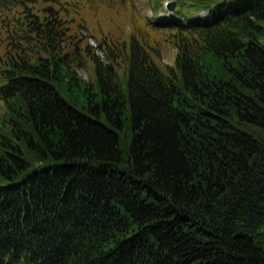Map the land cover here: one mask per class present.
Here are the masks:
<instances>
[{
	"label": "trees",
	"instance_id": "1",
	"mask_svg": "<svg viewBox=\"0 0 264 264\" xmlns=\"http://www.w3.org/2000/svg\"><path fill=\"white\" fill-rule=\"evenodd\" d=\"M35 1L0 0V264H264V0H180L166 68Z\"/></svg>",
	"mask_w": 264,
	"mask_h": 264
},
{
	"label": "rangeland",
	"instance_id": "2",
	"mask_svg": "<svg viewBox=\"0 0 264 264\" xmlns=\"http://www.w3.org/2000/svg\"><path fill=\"white\" fill-rule=\"evenodd\" d=\"M30 5L33 0H28ZM180 0H72L59 2L57 0H36L33 12L38 17L46 16L47 9L51 7L60 12L59 20L62 29L71 33L73 43L85 46L86 43L94 46V52L101 59H106L105 46L120 47L127 44L130 39L145 45L152 58L160 67L174 66L177 49L168 39V30L157 29L162 27L168 19L176 15V10H181ZM188 1V0H187ZM173 8H170L171 5ZM185 5V4H183ZM21 8L11 7L0 12V55L13 46L21 47L27 41L20 40L21 33L16 17H20ZM206 11H201L199 17H206ZM157 21L159 23H153ZM99 41L104 49L98 46ZM72 43V44H73ZM106 44V45H104ZM34 51H39L38 46L29 45ZM111 47V49H112ZM78 68V73L88 81L93 79V66L87 60ZM123 65V64H122ZM124 68L120 66L119 73L123 74ZM4 111L3 101L0 99V117Z\"/></svg>",
	"mask_w": 264,
	"mask_h": 264
},
{
	"label": "water",
	"instance_id": "3",
	"mask_svg": "<svg viewBox=\"0 0 264 264\" xmlns=\"http://www.w3.org/2000/svg\"><path fill=\"white\" fill-rule=\"evenodd\" d=\"M173 7H174V5L172 4L170 8H173Z\"/></svg>",
	"mask_w": 264,
	"mask_h": 264
}]
</instances>
